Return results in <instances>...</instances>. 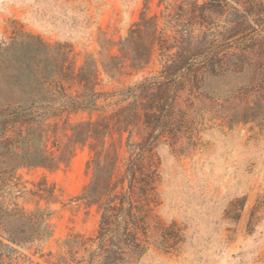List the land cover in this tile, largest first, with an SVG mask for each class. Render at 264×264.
<instances>
[{
	"label": "rangeland",
	"instance_id": "374dc122",
	"mask_svg": "<svg viewBox=\"0 0 264 264\" xmlns=\"http://www.w3.org/2000/svg\"><path fill=\"white\" fill-rule=\"evenodd\" d=\"M209 1L0 0V47L8 48L20 30L50 45L68 46L76 69L88 57L99 63L97 89L111 96L102 98L92 115L66 114L51 123L62 127L67 120L76 124L109 118L107 143H117L124 173L133 146L144 144L152 131L145 111L136 105L131 110L140 117L120 126L122 110L134 99L119 94L160 78L164 59L158 52L147 68L136 70L127 63L112 75L104 69L106 60L121 57L122 41L143 15L159 17L160 29L171 35L170 15L181 7L190 13ZM233 1L229 3L237 7ZM247 79L226 76L196 88L180 85L179 79L160 91L163 114L159 112V128L153 133L160 138L146 153V168L152 165L158 174L151 194L148 250L132 264H264V89H250ZM5 87L0 73V89ZM248 106L250 111L243 114ZM94 155L89 143L78 147L68 167L17 173L12 201L27 212L48 209L54 232L28 246L5 241L10 247L0 252V264H57L67 239L97 233L98 208L77 200L94 179L89 166ZM45 185L54 188L58 201L48 204L35 195ZM167 239L173 248H165Z\"/></svg>",
	"mask_w": 264,
	"mask_h": 264
},
{
	"label": "trees",
	"instance_id": "16d2710c",
	"mask_svg": "<svg viewBox=\"0 0 264 264\" xmlns=\"http://www.w3.org/2000/svg\"><path fill=\"white\" fill-rule=\"evenodd\" d=\"M229 1L233 0H210L190 13L181 7L170 15L171 35L160 29L159 17L143 15L122 41L121 57L107 58L104 69L110 75L120 73L127 63L129 68L145 69L158 52L164 59L160 78L119 94L134 99L122 110L120 126L140 117L131 110L136 105V110L145 111L152 131L144 144L133 146L124 173L117 143H107L109 118L97 123L67 120L62 127L51 123L66 114L99 111L100 100L111 96L97 89L99 63L88 57L76 69L68 46H53L20 30L8 48L0 47V73L6 85L0 89V252L10 247L5 241L28 246L50 239L54 232L48 209L27 212L12 201V191L19 186L17 173L68 167L78 147L90 143L94 179L77 200L98 208L99 229L90 237L67 239L57 264H132L145 254L151 194L158 177L152 165L146 168V153L160 138L153 134L163 114L160 91L179 79L180 85L196 88L226 76L247 77L250 89H264V6L259 0H234L237 7ZM248 111L250 106L243 114ZM166 118L172 119V112ZM239 118L244 121V116ZM35 195L48 204L58 201L54 188L47 185ZM167 242L165 248H173Z\"/></svg>",
	"mask_w": 264,
	"mask_h": 264
}]
</instances>
